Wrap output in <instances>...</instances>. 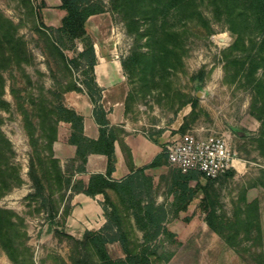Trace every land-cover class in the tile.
Here are the masks:
<instances>
[{"label": "rangeland", "instance_id": "374dc122", "mask_svg": "<svg viewBox=\"0 0 264 264\" xmlns=\"http://www.w3.org/2000/svg\"><path fill=\"white\" fill-rule=\"evenodd\" d=\"M102 1L107 9L105 17H92L87 23L92 39L115 41L117 50L124 56L135 43L140 51L149 50L144 44L145 37L135 41L134 35L126 33L121 15L113 10L114 4L120 1ZM160 1L163 5L167 0ZM45 6L43 0H0V12L17 25L16 33L25 42L29 54L27 63L22 62L20 66L13 63L3 72L6 81L2 98L7 104L0 103V130L12 143L14 161L23 182L0 197V206L13 209L24 218L35 264H74L82 253L81 245L64 232L80 240L85 229L78 226L72 234L62 222L59 212L65 195L61 198L60 194L64 190H59L47 173V150L42 143H33L27 127L28 120L35 121L32 98L41 94L54 102L63 101V91L75 82L51 47L45 29L39 25L37 13ZM94 22L100 25V34L91 31L90 24ZM149 24L146 21L142 27ZM227 26L223 10L208 5L207 0H192L189 7L180 10L172 7L163 18L150 24L151 32L161 33L165 27L175 29L176 33L163 40L172 49L166 51L165 57L157 56L154 67L130 68L127 117L135 128L151 137L157 136L159 130L174 131L170 127L173 125L179 134L191 131L201 136L223 134L226 137L237 162L229 169L231 174L223 172L206 178V202L217 214V228L230 240L241 261L264 264V174L260 172L264 168V143L258 140L262 129L250 109L249 76L241 64L237 72V66L232 63L224 68L222 50L236 37ZM249 29L244 31L246 36ZM74 44L72 49L63 47L69 57L81 47L78 40ZM152 46L160 50L159 43ZM72 72L80 76L82 73L79 69ZM260 72L257 69V74ZM30 157L44 189L43 194L27 198L26 194L33 192L28 175ZM126 221L129 228L131 221L127 217ZM130 230L131 241L140 239L136 228ZM107 247L110 255L116 257L115 246L108 244ZM163 259L153 256L152 264H163ZM0 264H13L2 249Z\"/></svg>", "mask_w": 264, "mask_h": 264}, {"label": "trees", "instance_id": "16d2710c", "mask_svg": "<svg viewBox=\"0 0 264 264\" xmlns=\"http://www.w3.org/2000/svg\"><path fill=\"white\" fill-rule=\"evenodd\" d=\"M112 1V0H111ZM118 1V0H117ZM114 4L113 10L121 15L127 34L134 35L135 41L145 37L147 51H140L135 43L130 47L128 55L121 58V65L128 76L131 67L140 70L154 67L157 56L165 57L166 51L172 49L171 45L163 42L168 36L176 33L175 29L162 27L161 33L150 31L159 17H164L167 11L177 6V10L189 7L192 0H167L161 5L160 0H119ZM223 10L227 28L236 37L233 43L222 50L224 68L235 64L236 72L242 69L249 76L252 84L251 113L260 121L261 133L258 140L264 143V0H207ZM58 8L63 11L59 26L46 25L40 14L37 13L39 25L46 31L47 39L51 47L60 56L64 66L72 73L73 69L82 71L83 77L78 80L85 88L89 99L94 105L93 114L100 124V134L97 139L89 138L82 133V115L74 109L65 106L62 101L54 102L43 95L31 99L32 116L35 121L28 120L30 136L33 143H42L47 150V173L52 177L57 188L63 189L60 194L65 195L59 216L65 223V217L69 211V201L74 192H83L91 197L96 193L103 194L100 203L105 222L97 230L85 229L83 237L74 239L71 234L64 235L72 238L81 245V254L73 261L74 264H150V256L154 253L151 243L159 234H169L163 221L166 217V209L157 204L153 195L152 177L145 172V167L133 169L132 172L120 181L107 180L101 174H92L87 183L82 180H73L74 171L85 170L87 153L91 151L103 152L109 156L112 153L113 135L105 136L108 120L105 112L98 103L100 88L93 76V65L96 61L92 37L87 28V17L94 13L107 11L102 0H60ZM138 11H143L140 13ZM201 17L202 14L200 13ZM205 19V17H203ZM146 21L148 27H142ZM250 27L246 36L244 31ZM17 25L0 12V103L7 104L2 98L6 78L4 71L10 69L13 63L21 65L29 61L28 50L25 42L16 33ZM78 40L82 48L76 50L74 56H67L63 47L72 49L74 41ZM152 43H159L160 50H155ZM165 51H162V49ZM246 63V67L244 66ZM261 69L257 74V69ZM74 80V81H75ZM76 82V81H75ZM69 84L66 89L74 88L82 90L76 83ZM192 105V103H191ZM27 119V116H26ZM70 123L71 134L69 142L76 147L73 162L61 165L58 158L53 156L52 141L56 138L58 122ZM183 126L181 125L180 128ZM129 153V152H128ZM165 154V153H164ZM166 156V154H165ZM15 150L8 137L0 130V197L9 192L13 187L19 186L23 180L20 176L19 166L14 161ZM155 158L149 165L157 163ZM229 174L231 170H227ZM264 174V168H260ZM28 175L32 181L33 192L26 194L27 198L43 194L44 185L38 175L34 161L30 157ZM171 187H177V201L190 199L196 188L190 187L189 180L196 177L194 170L182 172L178 168L169 176ZM170 187V189H171ZM106 188L113 189L116 200L110 197ZM69 190V192H67ZM67 192V194H66ZM207 192L203 198L204 219L208 226L217 232L230 245V240L217 228V214L214 209H209L207 204ZM126 217L132 218L129 228L125 225ZM131 221V220H130ZM136 228L141 232V238L131 241L130 228ZM28 236L24 218L11 208L0 206V249L4 251L13 264H35L31 248L28 244ZM118 242L124 256L112 257L107 244ZM79 253V252H78ZM166 256L165 258H167ZM73 259V258H72ZM77 261V262H76Z\"/></svg>", "mask_w": 264, "mask_h": 264}, {"label": "crops", "instance_id": "0c3cea01", "mask_svg": "<svg viewBox=\"0 0 264 264\" xmlns=\"http://www.w3.org/2000/svg\"><path fill=\"white\" fill-rule=\"evenodd\" d=\"M43 1L47 6L41 10L42 21L46 25L59 26L60 17L63 14V11L58 8L60 0ZM106 12L89 15L87 23L92 17H105ZM90 27L91 31L97 34L102 31L96 22L93 25L90 24ZM92 41L96 55L93 76L100 88L98 103L109 122L104 134L105 136L113 135L112 153L110 156L96 151L87 153L85 170L74 171L72 181L82 180L87 183L92 174H101L107 180L120 181L132 172L130 164L133 169L147 166L145 172L152 177L155 201L166 209L163 224L171 232V235L159 234L151 243L154 253L150 256V264H152L153 256L164 258L168 256L163 259V264H244L235 250L221 235L211 229L204 219L205 177L194 170L196 177L189 180L190 187L196 188L194 195L190 199L177 201V187L176 185L171 187L169 177L176 167L167 163L163 152L165 142L179 135L177 126H170L174 131L159 130L155 137L135 128L127 117L129 86L127 75L121 65V58L124 55L117 50L115 41L103 38H93ZM81 48L82 45L77 49ZM71 75L73 80L75 78L81 80L83 77L82 73L80 76L78 72H72ZM78 80H75L76 85L82 90L74 88L64 90L62 103L82 115L83 135L97 139L101 126L94 118V105ZM70 134V123L60 120L56 138L52 141L51 147L53 156L59 159L62 166L71 162L74 165L77 164V160H73L76 147L69 142ZM155 158L158 159L157 163L149 165ZM236 162L235 160L234 164ZM106 190L110 197L116 200L113 189L106 188ZM102 200V193H96L94 197L83 192L72 194L69 211L65 217V224L69 227L70 233L73 234L78 226L91 230H97L102 226L105 222L104 211L99 203ZM130 220L133 223V219L130 218ZM139 237L141 238L140 231ZM108 244L115 246L116 257L124 256L118 242Z\"/></svg>", "mask_w": 264, "mask_h": 264}, {"label": "built area", "instance_id": "2783aa9c", "mask_svg": "<svg viewBox=\"0 0 264 264\" xmlns=\"http://www.w3.org/2000/svg\"><path fill=\"white\" fill-rule=\"evenodd\" d=\"M163 152L170 166L182 172L198 171L205 178H214L234 167L232 150L223 134L201 136L186 131L167 140Z\"/></svg>", "mask_w": 264, "mask_h": 264}]
</instances>
